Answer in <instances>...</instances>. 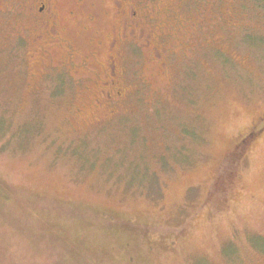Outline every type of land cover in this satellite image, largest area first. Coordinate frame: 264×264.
I'll list each match as a JSON object with an SVG mask.
<instances>
[{"label": "rangeland", "instance_id": "rangeland-1", "mask_svg": "<svg viewBox=\"0 0 264 264\" xmlns=\"http://www.w3.org/2000/svg\"><path fill=\"white\" fill-rule=\"evenodd\" d=\"M0 3V214L50 234L40 264H264V0H208L212 48L167 71L128 53L113 86L104 0H63L52 52L27 0ZM66 43L98 70L62 75Z\"/></svg>", "mask_w": 264, "mask_h": 264}, {"label": "flooded vegetation", "instance_id": "flooded-vegetation-1", "mask_svg": "<svg viewBox=\"0 0 264 264\" xmlns=\"http://www.w3.org/2000/svg\"><path fill=\"white\" fill-rule=\"evenodd\" d=\"M27 1L26 11L29 12L33 20L39 23L38 27L47 34L46 36L49 38L48 51H54L65 40L66 33L64 32L67 30L61 22L63 0ZM104 1L109 25L104 30L107 32L106 35L95 39L96 48L104 50L106 54L99 66V68H103L106 77L96 80L103 86H113L118 83L120 69L126 62L128 53L142 52V54H146V61L155 65L159 64L164 71H167L169 61L173 57H188L190 54L194 55L197 50L212 48V34L215 32L212 25L218 15H213L214 9L210 12L206 11L205 6H207L208 0ZM220 15L230 30L237 29L239 25H237L234 8L226 5ZM91 20L97 25L95 18ZM43 37L45 38V36ZM40 43L43 44L41 41ZM68 45L66 43L67 48L63 53L64 56L55 62L57 69L67 70V73L63 72L62 75L72 74L79 78L80 73L85 74L82 68L88 67L89 71H85L89 75L91 71L98 70L97 66H88L85 61L69 55ZM141 61L142 59L137 60L138 63ZM71 68L73 70H70ZM78 78H72L74 83L83 82ZM59 84L64 86L65 82L62 81ZM116 91L117 98L121 99L124 95L123 91L121 88H117ZM106 99H111L110 94L106 95ZM254 131L250 134L252 137L258 135L254 134ZM247 138L249 136H239L238 143L242 141L247 144L249 141ZM243 149L245 151V146Z\"/></svg>", "mask_w": 264, "mask_h": 264}, {"label": "trees", "instance_id": "trees-1", "mask_svg": "<svg viewBox=\"0 0 264 264\" xmlns=\"http://www.w3.org/2000/svg\"><path fill=\"white\" fill-rule=\"evenodd\" d=\"M259 121H256L259 123H256L258 127L254 129L256 130L254 134H259L264 128V116ZM228 191L229 190H227V192ZM1 203L6 204V202ZM60 209L61 211L56 209L50 212H56L57 215L62 216L66 211L63 208ZM71 212L72 215H75L74 210H71ZM39 223V221L31 223L29 220L25 223H21L13 218L11 219L8 215L0 214V230H8L10 232L8 237L1 236L0 234V264H40L39 261L42 259H44L45 262H49V259L53 258L54 247L51 245L52 242L47 236L50 234L46 233L45 229L42 228ZM64 244L65 241L61 243V245ZM67 245L75 247L70 242H68ZM52 264H54V262Z\"/></svg>", "mask_w": 264, "mask_h": 264}]
</instances>
